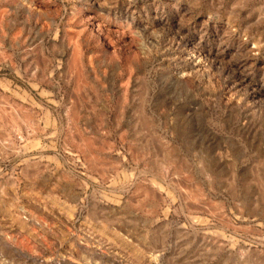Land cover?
<instances>
[{"label": "rangeland", "instance_id": "374dc122", "mask_svg": "<svg viewBox=\"0 0 264 264\" xmlns=\"http://www.w3.org/2000/svg\"><path fill=\"white\" fill-rule=\"evenodd\" d=\"M0 264H264V0H0Z\"/></svg>", "mask_w": 264, "mask_h": 264}, {"label": "bare ground", "instance_id": "6f19581e", "mask_svg": "<svg viewBox=\"0 0 264 264\" xmlns=\"http://www.w3.org/2000/svg\"><path fill=\"white\" fill-rule=\"evenodd\" d=\"M87 143V142H86ZM79 145V144H78ZM96 151V150H95ZM167 155V154H166Z\"/></svg>", "mask_w": 264, "mask_h": 264}]
</instances>
